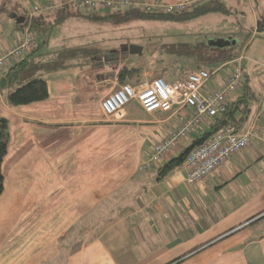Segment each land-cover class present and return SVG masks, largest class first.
<instances>
[{
	"label": "crops",
	"instance_id": "crops-1",
	"mask_svg": "<svg viewBox=\"0 0 264 264\" xmlns=\"http://www.w3.org/2000/svg\"><path fill=\"white\" fill-rule=\"evenodd\" d=\"M224 1L232 12L254 13L253 31L264 21V0ZM16 27L0 13V56L18 44L23 30ZM80 59L47 76V100L21 107L0 100L11 133L2 164L0 264H264V141L194 186L184 167L160 179V169L211 132L219 116L141 172L154 146L193 110L146 114L135 101L106 117L100 105L122 86L118 66ZM247 85L255 94L249 108L264 111V95L249 78Z\"/></svg>",
	"mask_w": 264,
	"mask_h": 264
},
{
	"label": "built area",
	"instance_id": "built-area-1",
	"mask_svg": "<svg viewBox=\"0 0 264 264\" xmlns=\"http://www.w3.org/2000/svg\"><path fill=\"white\" fill-rule=\"evenodd\" d=\"M252 2L253 0H240ZM205 0H183L174 5L161 3L157 0H68V3L80 9L89 11H118L138 9L148 14H185L198 7ZM53 3L36 6L29 14L30 17L49 14L55 9ZM0 31V35H1ZM36 32L30 28L23 31L17 45L0 56V72L13 66L15 62L26 59L34 53L37 45ZM243 54L233 61L224 62L216 71L208 69L190 71L184 78L170 83L163 78L156 77L151 82L138 85L122 84L102 99L101 105L104 115L112 118L121 115L124 108L137 102L147 114L155 112L169 113L181 111L185 108L193 110L192 116L183 121L169 137L154 146L148 162L140 167L141 172L149 171L159 165L161 160L173 148L189 139V135L204 126L210 119L226 114L230 105L237 102L243 93L245 81L242 62ZM224 72L223 84L214 91L205 94L203 89L218 72ZM234 98V100H233ZM240 110H245L241 105ZM255 140L264 141V111L255 110L248 113L241 123H230L216 132L212 137L192 151L183 164L187 171V182L194 186L202 180L224 167L236 155L246 148H250ZM182 167V168H183Z\"/></svg>",
	"mask_w": 264,
	"mask_h": 264
},
{
	"label": "trees",
	"instance_id": "trees-1",
	"mask_svg": "<svg viewBox=\"0 0 264 264\" xmlns=\"http://www.w3.org/2000/svg\"><path fill=\"white\" fill-rule=\"evenodd\" d=\"M61 3L62 8L54 14L30 17L29 14L26 13V10L20 6L19 0H0L1 14L9 16L11 13H16L26 18L25 24H17V30L20 29L24 31V29L30 28L36 32L37 37L42 36L44 40L41 45L37 43L32 55L26 59L15 62L13 66L9 67L2 74V78L0 79V100L1 98L4 99L8 106L21 107L47 100L50 96L47 76L54 74L56 71L65 70L78 58L84 57L87 59L89 50L82 47L65 49L62 52L53 54L40 52L41 48L47 44V39L52 34L54 28L63 27L64 23L69 18H79L83 23H90L93 25L119 26L123 23L143 20L177 24L199 19V17L211 14H230L232 12L230 6L224 0H205V2L193 8L191 11H188V13H176L175 15L148 14L138 9L125 11L119 9L118 11H109L108 13L97 10L90 11L89 14H83L80 8L69 4L68 0H61ZM223 39L212 38L209 41L201 40L200 42L193 43L178 42L159 44L156 50L165 56L166 59L164 60L167 61L169 65V70L165 73L166 78H160L169 82V80L179 78L180 75L183 76L187 70L191 69V66H194L195 70H202L206 67L218 66L224 62L233 61L235 58H238L242 45L244 44L241 39V42L236 43L235 46L231 43H229V46L223 48L209 45V42L212 40L217 41ZM228 41L230 40L228 39ZM104 50L106 51L107 49ZM98 53L99 51L96 52V54ZM114 56H117V54ZM110 60L112 64H116L118 61L117 59L111 58ZM179 65L180 70L179 73H177L176 70ZM190 71L187 72V74L190 73ZM142 75L143 70H141V68H129L125 66L120 70L119 83L121 85L127 83L133 85L135 83H137L136 85L141 84L139 81ZM248 88L247 79H245L243 83V95L237 99V102L230 105L225 115L218 118L211 132L206 133L202 139L194 143L192 148L183 152L178 158L172 159L170 163L160 169V179L171 174L174 169L183 167L188 155L194 151L196 147L201 146L205 141L209 140L216 132L230 123H241L244 121L249 111L252 112L248 104L255 98V94H248ZM249 95H251V97L248 99ZM241 105L245 106V110H240ZM10 140V124L5 118L0 116V197L5 191L2 164L7 157Z\"/></svg>",
	"mask_w": 264,
	"mask_h": 264
},
{
	"label": "rangeland",
	"instance_id": "rangeland-1",
	"mask_svg": "<svg viewBox=\"0 0 264 264\" xmlns=\"http://www.w3.org/2000/svg\"><path fill=\"white\" fill-rule=\"evenodd\" d=\"M48 1H50V4L53 3L56 7L51 13L44 15L54 14L62 8L61 0H46L45 2ZM19 2L20 6L26 10L27 14L34 10L36 6L44 4L42 0H19ZM121 10L125 11L127 9L124 8ZM81 12L83 14L90 13L87 9H81ZM253 14L254 13L251 12L250 9L245 8L243 12L241 11L238 13L234 8L233 12L230 14H211L199 17V19L177 24L143 20L131 21L130 23H123L119 26L93 25L90 23H83L79 18H69L64 23L63 29L57 28L52 32L47 39V44L41 48L40 52L53 54L62 52L65 49H73L82 46V48L89 50L87 58L90 63L93 64V67L99 64L102 66L108 64V62L111 61L110 58L120 59L121 63L117 61L115 64L118 66L115 68L116 70L120 71L123 68H119L123 62H126V66L129 68H141V70H143V75L139 82L145 83L151 82V80L156 79V77L166 78L165 73L169 70V65L167 61L164 60L166 59L165 56L156 50L159 44L178 42L193 43L200 42L201 40L209 41L212 38H224L227 41L229 39L230 43L235 46L236 43L239 42V39L235 38L233 41L231 38L238 34L239 38L244 43L240 54L246 56V61L241 64L244 77L246 79L249 78L250 88H252L257 95L261 96H259V98H262L264 95V33L259 34L256 29L253 31V29L248 27L251 21H253L251 19ZM36 41L41 45L44 40L42 36H38L36 37ZM132 44L143 48L142 55H130L127 51H119L122 45L128 46ZM104 49H107L106 51L108 52ZM116 49H118L119 52L114 51ZM98 51L99 53L96 54ZM116 54L117 56H114ZM84 60L85 58L81 57L80 61L84 63L86 62ZM110 64L112 63L110 62ZM179 67L180 65L176 70L177 73H179ZM206 68L209 71L217 70L216 66ZM56 74H60V72ZM224 74L225 73L222 71L218 72L211 78L212 80L206 87L210 86L212 83H221ZM136 84L137 83L134 85ZM130 85L133 86V84ZM258 224L264 226V221ZM81 231L85 233L84 228L81 229Z\"/></svg>",
	"mask_w": 264,
	"mask_h": 264
},
{
	"label": "water",
	"instance_id": "water-1",
	"mask_svg": "<svg viewBox=\"0 0 264 264\" xmlns=\"http://www.w3.org/2000/svg\"><path fill=\"white\" fill-rule=\"evenodd\" d=\"M9 18L14 20L16 22V24H19V25H23L26 22V18L25 17L19 16L16 13H11L9 15ZM256 31L259 34L264 33V21H260V22L257 23ZM229 43H230V41H227V40H224V39L223 40H217V41L212 40V41L209 42V45H211V46L214 45V46L223 48L225 46H229L230 45ZM119 49H120L119 51L122 50V51L129 52L130 55H142V53H143V48H141V47H139L137 45H134V44L128 45V46L127 45H122ZM114 51H118V49H116Z\"/></svg>",
	"mask_w": 264,
	"mask_h": 264
}]
</instances>
